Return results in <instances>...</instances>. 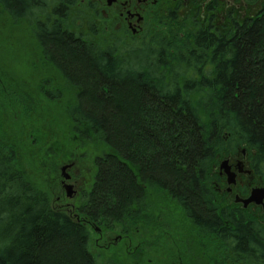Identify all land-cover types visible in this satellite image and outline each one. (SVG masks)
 Returning <instances> with one entry per match:
<instances>
[{
  "label": "trees",
  "instance_id": "obj_1",
  "mask_svg": "<svg viewBox=\"0 0 264 264\" xmlns=\"http://www.w3.org/2000/svg\"><path fill=\"white\" fill-rule=\"evenodd\" d=\"M77 4L0 0L13 21L30 22L44 56L75 88L69 111L74 131L87 140L100 137L108 148L79 214L129 233L139 224L135 210L143 207L145 190L158 189L202 234L217 237L248 263L264 264V224L241 210H220L208 176L218 149L236 139L256 151L253 168L264 177V14L238 27L220 59L214 53L216 68H176L169 75L160 72L163 48L156 57L152 50L149 63L133 61L71 30L68 6ZM211 40L200 33L196 41L207 50ZM201 59L193 53L184 61L196 69L191 61ZM51 202L23 173L15 152L0 143V264H101L89 248V226Z\"/></svg>",
  "mask_w": 264,
  "mask_h": 264
},
{
  "label": "rangeland",
  "instance_id": "obj_2",
  "mask_svg": "<svg viewBox=\"0 0 264 264\" xmlns=\"http://www.w3.org/2000/svg\"><path fill=\"white\" fill-rule=\"evenodd\" d=\"M94 1L98 2L95 7L90 1L78 0V4L71 8L66 17V25L71 30L87 35L93 45L115 47L118 49L117 56L123 51L133 61L141 59L149 63L155 60L152 56L156 57L163 48L166 50L167 64L160 72L169 75L175 72L173 67L178 66L177 61H168L180 49L176 44L189 43L187 36H182L187 31L179 21L167 27L157 26V32L151 30L146 38L138 40L128 36L119 42L118 34L111 36L107 24L102 20V1ZM168 35L170 37L167 39ZM165 38L175 40L167 42L169 45L165 43L166 46L157 43ZM177 38L183 40L178 41ZM44 52L34 37V27L27 19L13 21L0 10V143L2 147H10L15 152L16 162L29 181L51 195V204L55 209L77 218L75 208L79 206L81 197L67 196L62 187L60 168L71 160L78 163L75 179L83 193L94 182L97 170L95 157L108 151V148L100 137L87 140L74 131L69 111L77 95L75 88L48 61ZM180 80L183 82L185 79L182 77ZM46 92L52 96L48 98ZM229 135L225 133V141H228ZM245 147L251 159L256 151L246 144H239L236 139L218 149L208 175L209 186L217 184L223 189L218 190L214 185L220 210L227 208L233 211L238 207L247 217L264 224L263 208H244L240 203H235V195L225 192L226 182L218 179L221 163L227 158L225 152L235 148L236 152L242 153ZM256 180V183L253 181L256 186L264 185V177L257 176ZM250 190H247L245 197ZM149 193H153L152 198L147 200V204H142L140 217L143 222L134 229L130 228L131 234L128 233L129 236L122 241L120 239L110 250L104 247V240V243L99 240L96 227L88 225L79 214L90 228L89 248L101 264H253L226 248L217 237L202 234L175 199L158 189ZM116 227L111 230L107 241H114L115 236L123 234L122 227Z\"/></svg>",
  "mask_w": 264,
  "mask_h": 264
},
{
  "label": "flooded vegetation",
  "instance_id": "obj_3",
  "mask_svg": "<svg viewBox=\"0 0 264 264\" xmlns=\"http://www.w3.org/2000/svg\"><path fill=\"white\" fill-rule=\"evenodd\" d=\"M90 1L92 7L97 6L98 2L94 0ZM100 8L102 12V20L107 24V30L110 32L111 36L118 34V41H123L124 37H134L135 39H143L150 35L151 30H156L157 26L173 24L176 21L180 22V26H183L184 30L187 32L183 33L182 36H187L189 43L185 45H181L177 43L180 47L179 50H176V53L172 57L168 63H173L177 61L178 66H174L173 69L176 68H188V71H206L208 69H214L217 67L216 61L213 59L214 53L220 56L222 55V48L226 46L227 43H230L231 39L236 36L239 32L240 26L244 25L246 22L251 20L258 19L262 17L264 14V0H101ZM72 8V7H71ZM68 10L70 13V7L68 6ZM159 21V22H157ZM176 25V24H175ZM205 34V36H209L212 38V46L209 49H205L206 46L204 43L198 44L196 41L199 35ZM170 35L166 38L168 39ZM162 39L164 43L173 42V40ZM178 41H182V38H177ZM176 40V42H178ZM227 42V43H226ZM169 45V43H167ZM210 45V44H209ZM205 47V48H204ZM161 48V47H160ZM162 49V48H161ZM166 52V50H164ZM193 53H195V57H202L201 62L191 61L194 66L198 64L196 69L190 68L189 64L186 62H190ZM165 54V53H164ZM166 55V54H165ZM166 57V56H165ZM179 59L183 61V63L179 62ZM198 62V63H197ZM165 63L167 64V60L165 58ZM67 81V80H66ZM47 97L50 98L52 94L50 92H46ZM235 148H231L226 151L227 164L229 166V170L235 175V183H228V175L224 170L221 169L218 172V179H222L221 181L226 182L225 192L231 196L235 197V203H240L243 205L242 201H239L238 198H247L246 192L249 188L251 190L258 186H264L263 184L255 183L257 182V176L263 175L256 174L255 169L253 168V155L251 159L249 158V152L247 148L242 149V153L236 152ZM107 152V151H106ZM104 152V153H106ZM103 153V154H104ZM103 154L95 157V165H96V175L94 178V182L92 183L89 190L82 191L77 185L76 177V167L78 163L75 160H71L62 164L60 171L62 176V187L65 189V193H67V186H71V190L73 193V197H81L80 203L83 201L84 196L92 193L95 184L97 183V175L99 173V169L97 166L98 159L102 157ZM252 180V181H251ZM253 181L255 182L253 184ZM217 187L218 190H223L222 187H219L217 184H212V187ZM145 190V184L141 185ZM154 189L147 188L146 198L144 204H147V200L152 198ZM249 191L248 195L250 194ZM82 194V196H81ZM234 194V195H233ZM70 197V196H69ZM217 198L215 199V201ZM79 203V206L81 205ZM79 206L75 209L78 219L82 218L79 215ZM250 206L261 207L264 209L263 204L259 203H250L247 207L243 205L244 208H248ZM240 208L233 209L232 212L237 213ZM138 210V211H137ZM142 208H136L135 212L138 213V222L139 224L143 222V219L140 217L142 214ZM137 216V215H136ZM135 216V217H136ZM85 222L88 225H93L96 227L97 235L100 237L99 240H103L106 242L104 246L107 249L114 248L115 244H117L120 239L121 241L127 238L128 232L115 236L114 241H107L112 229L109 228L104 221H95L93 218L88 217L84 218ZM105 227H104V226ZM140 230V229H139ZM106 234V235H105ZM131 234V233H129ZM107 236V237H105Z\"/></svg>",
  "mask_w": 264,
  "mask_h": 264
},
{
  "label": "water",
  "instance_id": "obj_4",
  "mask_svg": "<svg viewBox=\"0 0 264 264\" xmlns=\"http://www.w3.org/2000/svg\"><path fill=\"white\" fill-rule=\"evenodd\" d=\"M221 169L224 170L226 172V174L228 175L229 179H228V183L229 184H234L235 183V175L229 170V166L227 164V160H223V162L221 163ZM67 193L70 197L73 196L72 190H71V186L68 185L67 186ZM239 201H242L244 203V206H248L249 203H262L263 207H264V187H258V188H254L252 189L250 195L247 197V199H240L238 198Z\"/></svg>",
  "mask_w": 264,
  "mask_h": 264
}]
</instances>
